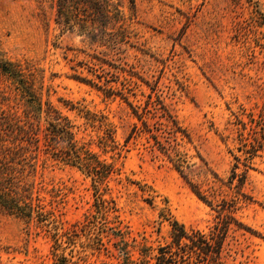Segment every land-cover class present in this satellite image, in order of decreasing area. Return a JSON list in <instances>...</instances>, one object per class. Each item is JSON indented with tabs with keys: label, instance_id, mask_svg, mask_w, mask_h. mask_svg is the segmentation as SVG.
Listing matches in <instances>:
<instances>
[{
	"label": "rangeland",
	"instance_id": "rangeland-1",
	"mask_svg": "<svg viewBox=\"0 0 264 264\" xmlns=\"http://www.w3.org/2000/svg\"><path fill=\"white\" fill-rule=\"evenodd\" d=\"M129 7V0H120L132 32L129 42L115 52L58 25L54 0H0V60L29 62L34 77H44L50 99L81 127L78 135L85 139L91 135L96 140L101 131L91 126L83 130L85 119L59 97L105 113L120 145L134 124L142 125L129 103L150 123L164 122L153 116L155 107L158 115L167 108L190 135L188 140L178 132L170 139L192 164L190 180L202 182L203 172L209 179L216 173L226 180L231 152L237 153L229 139H222L231 111L240 104L255 112L264 107V0H135L133 11ZM90 69L103 75L100 81ZM74 73L100 84L106 77L126 99L105 96L73 78ZM9 86L0 73L1 108H7L2 99ZM15 102L19 110L26 107L18 98ZM151 144L143 133L130 139L115 158L119 178L111 179L110 192L102 194L114 198L132 252L143 237L155 242L168 234L169 224L157 215L164 197L187 227L207 231L218 220L168 156ZM110 154L102 153L109 160ZM32 178L42 184V202L56 219H27L0 209V264H121L105 233L92 230L107 248L90 254L89 233L73 232L94 209L96 195L88 177L40 150ZM222 189L219 197H229L228 188ZM243 190L252 200L241 203L235 214L243 226L232 224L227 232L228 258L264 264V156L248 171ZM151 194L156 195L153 204L145 200Z\"/></svg>",
	"mask_w": 264,
	"mask_h": 264
},
{
	"label": "trees",
	"instance_id": "trees-1",
	"mask_svg": "<svg viewBox=\"0 0 264 264\" xmlns=\"http://www.w3.org/2000/svg\"><path fill=\"white\" fill-rule=\"evenodd\" d=\"M129 2V8L133 11L135 0ZM54 4L56 23L65 30L83 35L89 43L105 45L111 51L118 52L122 45L129 42L132 31L120 9V0H54ZM98 60L105 62L103 59ZM31 70L29 62L23 65L18 61L0 60V73L10 82L9 91L2 99L7 108L0 107V209L27 219L33 215L37 218L48 215L51 220L56 219L53 211L46 209L42 202L43 197L39 194L43 189L42 184L32 178L38 152L43 150L54 160L76 167L91 181L96 195L93 212L87 214L84 222L77 224L73 230L89 233L87 241L90 254L107 248L103 247L101 238L96 239L90 234L97 229V233H105L106 241L113 246L115 255L121 258V264H242L229 260L230 248L226 236L232 224L243 226L235 214L241 203L252 200L243 187L256 159L264 156V107L255 112L240 104L236 111H231L225 127L228 133L222 139H229L237 153L231 152L233 161L226 180L216 173H212L214 179H209L206 172H203V181L193 182L190 180L192 164L185 153L177 149V143L170 142L171 136L176 137L178 132L188 140L190 135L167 108L163 107V112L158 115L155 107L156 115L153 116L164 119V122L156 120L150 123L129 103L142 125L134 124L120 145L116 140L115 125L105 113L93 112L84 105L59 97V101L85 119L83 130L91 126L101 131V134L96 135V140L91 135L85 139L78 135L81 127L74 124L50 99V87L45 85L44 77L35 78ZM90 71L101 80L102 74L95 73V69ZM71 76L95 86L105 96L120 94L126 99L109 84L110 79L106 77L100 84L93 78L75 73ZM17 98L26 105L22 110H19L15 102ZM141 133L152 139V147L168 156L191 190L217 212L218 220L207 231L187 227L171 213L168 199L164 197L163 206L159 207L157 215L160 222L166 221L169 224L168 234L155 242H149L143 237L132 252V244L127 239L128 231L121 225L114 198L102 197V194L103 190L110 192L108 182L119 178L121 174V168L115 161L116 156L122 154L132 137ZM102 153H111L110 160ZM223 186L231 192L229 197H219ZM155 197L151 194L145 200L153 204ZM44 225L41 220L39 226L43 228Z\"/></svg>",
	"mask_w": 264,
	"mask_h": 264
}]
</instances>
